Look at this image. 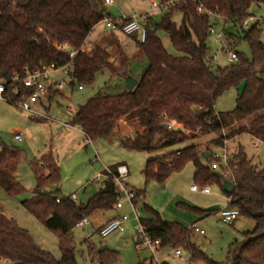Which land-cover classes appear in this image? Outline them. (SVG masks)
Masks as SVG:
<instances>
[{
	"label": "trees",
	"instance_id": "1",
	"mask_svg": "<svg viewBox=\"0 0 264 264\" xmlns=\"http://www.w3.org/2000/svg\"><path fill=\"white\" fill-rule=\"evenodd\" d=\"M262 4L264 0H182L166 10L160 21L155 15L149 16L146 39L138 41L137 51V56L147 57L149 65L135 88L121 94L91 97L75 112L72 123L94 141L111 136L125 120L133 132L125 145L154 153L195 138L196 130L203 134L220 132L263 111L264 27L261 21L244 27L245 21L255 16L252 6ZM200 6L203 12L198 10ZM176 10L183 14L180 25L172 19ZM107 16L112 14L102 0H0V79L15 83L16 74L23 77L28 71L51 65L57 69L68 66L71 84L79 82L81 86L93 83L97 73L104 69L113 75H128L130 58L123 51L119 61L112 60L111 53L100 44L83 51L89 34ZM221 21L227 41L237 52V60L223 67L215 64L207 41L209 26ZM226 24H232L234 31H228ZM160 29L169 34L182 55H174L165 48L158 34ZM242 41L249 46L251 57L238 50ZM65 45L77 51L74 57L63 48ZM233 87L238 88L235 108L217 111L218 98ZM19 96L20 93L14 98ZM173 120L184 128H173ZM237 131L264 142V113ZM223 140L224 136L215 142L221 145ZM203 152L198 144H190L150 157L144 169L146 183L156 180L163 184L192 162L196 184L221 190L229 198L230 206L239 209L240 216L255 221L254 228L243 233L242 244L234 241L230 245L229 264H264V167L255 164L245 148L239 147L231 162L235 189L228 194L223 190L224 171L213 169L210 157L205 158V163ZM21 157V149L6 144L0 151V187L13 195L26 191L17 178ZM30 165L40 192L25 199L23 205L49 230L59 234L62 256L57 258L41 247L29 230L0 211V264H79L73 230L80 220L114 208L119 198L117 185L109 173L103 186L86 203H80L72 196H63L59 187L49 189L62 181L61 167L52 150ZM134 190L140 197L135 199L137 206L145 199V189ZM179 206L201 218L217 212L186 203ZM148 209L152 217H140V222L153 238L160 240L161 249H185L192 260L218 264L193 241V225L165 220L153 207ZM84 243L99 264H111L118 259L115 251L96 249L90 237ZM137 264L156 263L144 259Z\"/></svg>",
	"mask_w": 264,
	"mask_h": 264
},
{
	"label": "rangeland",
	"instance_id": "2",
	"mask_svg": "<svg viewBox=\"0 0 264 264\" xmlns=\"http://www.w3.org/2000/svg\"><path fill=\"white\" fill-rule=\"evenodd\" d=\"M115 4L109 8L117 11L121 7L128 13L141 12L147 10L148 4L139 0H133L134 7L130 6L129 0H115ZM166 11L155 15V19L160 21ZM251 13L261 19L264 27V4L253 5ZM172 19L180 25L183 14L176 10ZM250 25L253 21H249ZM224 23L221 21L217 29H222ZM228 31H234L232 24L227 25ZM158 34L162 38L165 48L174 55H182L171 42L169 34L160 29ZM264 42V30L262 33ZM138 35L134 33L128 35L121 31L112 30L107 27L106 22L102 20L89 34L85 48L90 51L95 44H100L111 53L112 60H120V51H123L130 58V67L128 75H113L109 69L97 73L95 81L91 84H82L79 88V82L71 84V78L63 69L53 71L51 79L64 80L65 85L61 90H56L50 95L43 96L42 99L33 104V108L44 117L34 115L29 111L6 102L0 101V151L3 145L22 150V157L19 163L17 178L24 185L26 191L19 195H13L0 187V211L14 219L21 227L29 230L35 241L44 249L52 252L57 258L62 256L59 234L49 230L37 218H35L23 205L25 199H29L40 191L36 189V180L30 162L48 150H52L58 159L62 181L61 194L63 196H72L76 194L78 202L86 203L94 193L103 184L107 173L106 167L116 171L118 166L126 163L129 168V174L123 179L131 188L147 190L146 198L136 206V212L140 217L149 216L148 206L158 209L161 216L169 221L182 222L186 226L193 225L203 229L205 233L194 231L193 241L210 258L218 264H229L230 245L235 240L244 239V231L253 229L255 221L245 216H239L234 223L224 222L219 214L213 213L198 220V216L190 210L179 206V203H186L191 206L208 208L213 205H219L220 208L228 203L227 196L217 188H211V193H202L192 190V185L196 184L194 179L195 166L191 162L177 173H173L162 184L156 180L146 183L144 169L147 164L149 153L143 150L130 149L125 145L133 133L128 125L117 128L111 136L90 141L77 126L72 125L73 115L84 105L91 97L99 94H121L128 90V80L130 77L140 79L149 65L146 56H137ZM208 44L212 47L213 56L215 55V64L226 66L230 64L229 56L224 49L227 44L226 34L221 40V48L216 50L214 35L208 37ZM238 50L246 56L251 57V51L245 41H242ZM217 61V63H216ZM49 96L52 100H49ZM238 88L233 87L218 98L216 102L217 111H230L236 106ZM264 113V110L247 119L250 121L257 115ZM69 123L70 127L63 128L61 123ZM243 125L236 124L216 133L203 134L196 130L193 134L195 138L176 146L184 147L190 144H198L202 151L213 152L217 150L216 139L226 135L229 138L228 148L237 150L244 147L247 154L253 158V162L259 167H264V142L257 140L249 133L239 134L237 129ZM173 128H181V123L171 121ZM129 129V130H128ZM125 131V132H124ZM21 133L23 139L18 141L15 134ZM98 155V156H97ZM206 163V159H203ZM212 156L210 157V162ZM100 174V175H98ZM58 186L50 187L55 189ZM114 210L105 211L106 216H110ZM136 212L129 204L125 205L122 213L129 214L130 221L126 223L125 232H114L108 236H102L96 229L88 234V230L83 226H76L74 233V246L76 247V257L79 264H99L97 259L91 255L89 247L84 240L90 237L92 245L96 249H108L118 253V259L111 264H137L140 260L152 259V252L148 248L138 249L136 247L135 237L137 235V225L140 220L136 218ZM181 249V248H180ZM182 255L175 254L174 248H162L158 256L161 259L165 256L170 264H207L203 260H192L191 253L188 250L181 249Z\"/></svg>",
	"mask_w": 264,
	"mask_h": 264
},
{
	"label": "built area",
	"instance_id": "3",
	"mask_svg": "<svg viewBox=\"0 0 264 264\" xmlns=\"http://www.w3.org/2000/svg\"><path fill=\"white\" fill-rule=\"evenodd\" d=\"M103 4L106 7H109L115 4V0H102ZM144 3L148 4V9L143 10L141 12H133L132 14H126L124 12L121 13L120 16H107L104 18L106 25L108 28L112 30L121 31L128 35H132L137 33L138 38L141 42L145 41L147 35V27L146 21L148 20L149 16L156 15L162 11H166L171 7L176 6L182 0H140ZM200 12H203V7L200 6L198 8ZM213 17H219L221 20L225 18L222 16H218L215 13H210ZM249 21H262L261 19L257 18L256 16H250L248 20L245 21L244 27L248 28L250 26ZM264 22V19H263ZM262 23V22H261ZM227 27V24L225 25ZM210 34L214 35V42L216 46V50L219 51L221 48V40H223L225 36L224 28L217 29V25L211 24L209 26ZM63 48L69 51V55L74 57L77 51L70 49L68 45L63 46ZM227 53L230 54L229 61L230 63L235 62L237 60V52L229 44H227L222 48ZM87 50L85 47L83 51ZM214 62H215V55ZM217 63V61H216ZM58 69H63L67 75H69V67L64 66ZM51 65L49 67H44L43 69L28 71L26 76L21 77L20 75L16 74L14 79L15 83H7L6 80L0 79V101L9 102L22 110L29 111L34 115L44 117L41 113H39L36 109L33 108V104L39 102L43 96L49 95V93L54 92L56 90H61L64 88L65 82L64 80L58 79H51L53 75V71L58 70ZM18 83V84H16ZM79 88H82L79 85ZM20 93L19 98L15 99L14 96ZM65 127H70L69 123H64ZM79 127L78 125H75ZM223 131V130H222ZM224 136L223 144L219 145L217 150L213 151L210 155L212 156V161L210 163L211 167L215 170H223L226 180H230L234 182L235 173L232 167V160L235 155V150H231L228 148V141L226 135ZM15 139L21 141L23 139V135L21 133L15 134ZM114 182L117 185V190L119 193V198L114 205V209L122 210L126 204L132 206L133 210L136 212V204L135 199H140L137 197V192L129 187L125 182L124 178L129 174L128 166L125 164H121L118 166L116 172H110ZM192 190L196 192L202 193H211V186H204L201 187L198 184L192 185ZM72 199L77 201L78 197L76 194L72 195ZM228 203L219 208L217 213L219 214L220 218L226 223H234L236 219L240 216V211L236 207H232ZM136 218L140 220V216L136 212ZM130 220L129 214L120 212L112 219L108 220L99 228V233L102 236H108L114 231H125L126 230V223ZM89 223L87 218H84L78 222V226H86ZM193 230L196 232L204 233L203 229L199 227H193ZM136 247L138 249L141 248H148L152 252V259L156 264H161L162 261L158 256L159 250L161 249V242L159 239L153 238L150 233L146 230L144 225L140 222L137 225V235L135 237ZM177 256L182 255V250L180 248L175 250Z\"/></svg>",
	"mask_w": 264,
	"mask_h": 264
},
{
	"label": "crops",
	"instance_id": "4",
	"mask_svg": "<svg viewBox=\"0 0 264 264\" xmlns=\"http://www.w3.org/2000/svg\"><path fill=\"white\" fill-rule=\"evenodd\" d=\"M140 1V0H139ZM116 2V1H115ZM140 2H142V1H140ZM129 3H130V6L132 7H134V4H133V0H129ZM142 3H144V2H142ZM108 8V10H109V12L113 15V16H120L121 15V13L122 12H124V13H126V14H132V13H128V12H126V11H124L121 7H117V11H115V10H113V9H111V8H109V7H107ZM133 12H134V10H133ZM228 29V28H227ZM115 61H117V60H115ZM138 81H139V79H138ZM80 89H82V88H80ZM175 121V120H174ZM251 121V120H250ZM250 121H247V119H244V120H242V121H240V122H236L234 125H236V124H241L242 122H243V125L242 126H248L249 125V123H250ZM176 122V121H175ZM66 123V122H65ZM72 123V122H71ZM123 124H126V125H128V127L129 128H131L130 127V125H129V123L128 122H126L125 120H123V121H121L120 122V125H119V127L121 126H123V129L126 131V129L124 128V125ZM61 125H62V127L63 128H65V126H64V123H61ZM72 125L75 127V125L72 123ZM118 127V128H119ZM79 129H81L80 127H78ZM82 130V129H81ZM129 130V129H128ZM83 131V130H82ZM124 131V132H125ZM130 131V130H129ZM83 133L85 134V137L88 139V140H90L91 141V139L86 135V133L83 131ZM244 133H247V132H244ZM257 139V138H256ZM257 140H259V139H257ZM260 141V140H259ZM262 142V141H261ZM176 147L175 146H172V147H168V148H164V149H162V150H160V151H157V152H154V153H149V157H148V159L150 158V157H152V156H155V155H160V154H163V153H166V152H169V151H172V150H174ZM204 152H209V151H204ZM98 156V155H97ZM57 159V158H56ZM57 161H58V159H57ZM58 163H59V161H58ZM123 164H125V165H127L126 163H123ZM60 165V164H59ZM128 166V165H127ZM106 169H108V173H107V175H106V178L108 177V174L110 173V172H114V171H112V170H110L108 167H106ZM128 169H129V172H130V168H129V166H128ZM98 175H100V174H98ZM105 178V179H106ZM105 181V180H104ZM167 181V180H166ZM166 181L163 183V184H165L166 183ZM104 183V182H103ZM60 185V184H59ZM59 185H58V187H59ZM103 186V184L101 185V187ZM100 187V188H101ZM60 188V190H61V187H59ZM99 188V189H100ZM134 189H136L135 187H133ZM98 189V190H99ZM49 190V189H48ZM97 190V191H98ZM96 191V192H97ZM95 192V193H96ZM94 193V194H95ZM146 193H147V190H146V188H145V198H146ZM145 200V199H144ZM77 202H78V200H77ZM80 203H83V202H80ZM219 208H220V206H219ZM123 209H125V206H124V208ZM123 209L122 210H116V209H112V210H114L113 211V213L110 215V216H106L105 215V211H98V212H96L94 215H92L91 217H89V218H87L88 219V221H89V223L86 225V226H83V227H86L87 228V230H88V234H90V233H93L94 231H95V224H94V222H96L97 223V225H98V228L96 229L98 232H99V228L104 224V223H106L108 220H110V219H112L113 217H115L117 214H119L120 212H122L123 211ZM155 209V208H154ZM206 209V208H205ZM156 211H158L159 212V210L158 209H155ZM218 211V210H217ZM192 213H194V212H192ZM159 214H160V212H159ZM195 215H197L198 216V220H200L201 219V217H200V215H198V214H196V213H194ZM161 215V214H160ZM150 217H152V214L150 213L149 214V216H146V217H142V218H150ZM162 217V216H161ZM163 218V217H162ZM164 219V218H163ZM131 220V219H130ZM129 220V221H130ZM166 220V219H165ZM169 221V220H168ZM176 222H178V221H176ZM180 223H182V222H180ZM183 224V223H182ZM251 230V229H250ZM126 231V230H125ZM125 231H114V232H125ZM246 231H248V230H246ZM114 232H112V233H114ZM245 232V231H244ZM111 233V234H112ZM205 233V232H204ZM110 235V234H109ZM87 237H89V236H87ZM235 241H238V243L239 244H242L244 241H245V238L242 240V241H239V240H235ZM233 243V242H232ZM231 243V244H232ZM167 248H170V247H167ZM176 250V249H175ZM176 254V253H175ZM161 261L163 262V261H165V262H167V263H169L168 261H167V259L165 258V256H162V258H161ZM229 263H230V257H229ZM170 264V263H169Z\"/></svg>",
	"mask_w": 264,
	"mask_h": 264
},
{
	"label": "water",
	"instance_id": "5",
	"mask_svg": "<svg viewBox=\"0 0 264 264\" xmlns=\"http://www.w3.org/2000/svg\"><path fill=\"white\" fill-rule=\"evenodd\" d=\"M137 83H138V79L130 77L129 80H128V84H129L130 90L134 89L135 86L137 85ZM165 126L168 127L169 125L165 124ZM202 155H203L204 158H208V157H210L211 153L210 152H203ZM234 189H235V184L232 181L226 180L224 182L223 190L226 193L230 194V193L233 192ZM218 209H219V205H213V206H210V207L206 208V210H208V211H217Z\"/></svg>",
	"mask_w": 264,
	"mask_h": 264
}]
</instances>
